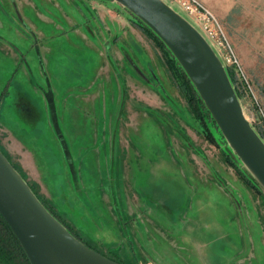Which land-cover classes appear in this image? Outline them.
<instances>
[{"label":"rangeland","instance_id":"1","mask_svg":"<svg viewBox=\"0 0 264 264\" xmlns=\"http://www.w3.org/2000/svg\"><path fill=\"white\" fill-rule=\"evenodd\" d=\"M202 1L264 139V0ZM172 54L116 0H0V148L72 232L125 264H264V189ZM93 183L112 226L70 206Z\"/></svg>","mask_w":264,"mask_h":264},{"label":"water","instance_id":"2","mask_svg":"<svg viewBox=\"0 0 264 264\" xmlns=\"http://www.w3.org/2000/svg\"><path fill=\"white\" fill-rule=\"evenodd\" d=\"M116 2L163 40L183 66L230 149L264 189V139L247 119L216 49L166 0ZM33 191L0 149V214L30 264H124L75 237Z\"/></svg>","mask_w":264,"mask_h":264},{"label":"built area","instance_id":"3","mask_svg":"<svg viewBox=\"0 0 264 264\" xmlns=\"http://www.w3.org/2000/svg\"><path fill=\"white\" fill-rule=\"evenodd\" d=\"M178 10L187 13L188 20L195 25V28L208 39L212 48L224 62L240 65L233 48L225 35L223 24L220 22L215 12L211 10L202 0H174ZM221 51V54L219 53Z\"/></svg>","mask_w":264,"mask_h":264},{"label":"trees","instance_id":"4","mask_svg":"<svg viewBox=\"0 0 264 264\" xmlns=\"http://www.w3.org/2000/svg\"><path fill=\"white\" fill-rule=\"evenodd\" d=\"M163 42V40H162ZM229 74V73H228ZM231 75L232 77V74H229ZM231 77H230V80H231ZM194 88V87H193ZM199 100L201 101L200 97H199ZM205 110L207 111V113H209L208 109L206 107H204ZM213 120V119H212ZM214 121V120H213ZM259 135L260 132H258ZM1 149V148H0ZM5 155V154H4ZM6 156V155H5ZM8 158V156H6ZM9 159V158H8ZM10 160V159H9ZM227 161L232 165V166H235L236 169H237V172H242L241 170V167L238 165V163L233 160V159H230L228 158ZM13 163V162H12ZM14 164V163H13ZM14 167L16 168L15 164H14ZM16 170L18 171V169L16 168ZM19 172V171H18ZM20 173V172H19ZM20 175H23L22 173H20ZM24 178H26L25 175H23ZM29 183V182H28ZM30 187H32L31 185H29ZM32 189L34 190L33 192H35V189L32 187ZM36 195L39 197L40 200H42V197L36 193ZM44 203V206L51 212L53 213L54 215H56L57 219L64 225L65 222L61 219L60 217H58L57 213L53 212L50 207H47L46 203L44 200H42ZM68 228L69 226L66 225ZM71 228H69L70 230ZM71 231V230H70ZM71 233L76 237L82 239L85 244L87 246H91L93 247L94 249L98 250L95 246L91 245V244H88L87 241H85L84 238H81V236H79L77 233H74L71 231ZM20 242L18 241L17 237L15 236V234L13 233L12 231V228H10L8 226V224L5 222V219L3 217V215L0 214V261L3 263V264H30L28 258H27V254L23 251V249L21 248L20 246ZM99 252H101L102 254H105L109 257H111V259L115 260V261H119L121 263H124L121 258H119L118 256H111V255H108L106 254V252H102L100 250H98ZM125 264V263H124Z\"/></svg>","mask_w":264,"mask_h":264},{"label":"crops","instance_id":"5","mask_svg":"<svg viewBox=\"0 0 264 264\" xmlns=\"http://www.w3.org/2000/svg\"><path fill=\"white\" fill-rule=\"evenodd\" d=\"M101 168L102 167L100 166V169ZM78 171H80V170H78ZM97 173H98V176L100 175L99 174V171H97L96 172V177H97ZM96 179L98 181V178H96ZM96 179L94 178L93 179V182L97 183L96 182ZM55 182H56V180H55ZM87 183H88V181H87ZM95 183H93V184H95ZM91 186L92 185H89L87 187H83V185L82 186H79V185L74 186V188L71 189L72 190L71 193H70L71 196L69 195V198L71 199L70 206H76V207H78L81 204H83L84 202L87 203L88 200H90L89 201L90 203H88V204L85 203L83 205H86L85 207H87V208H88V206H91L93 208H97L98 211L99 212L101 211V213H102V215H101L102 220L100 221V223L103 224L104 227H106L105 225L106 224L108 225V223L111 224V226H112L113 225L112 223H115L116 221H115L114 216H113L114 212L110 208V205H109V202H108L109 200L108 199L106 200V198H104V194L102 193V191H99L98 189H97L98 191H96V187H97L96 184L93 186L92 190L90 189ZM57 188H59V187H57ZM59 191H60V198H61V196L63 197V195H66L67 194V193H65V187H63V186H61L59 188ZM88 210H89V212H92V211H90V209H88ZM91 215H92V218L90 217L88 219V222L89 221L90 222L92 221V223L97 224L96 221H98V220L94 219V217H95L94 215L95 214L92 213ZM108 227H110V226H108ZM125 241H126V239H125ZM125 241H121L120 242V245L123 244V246L126 247L127 242H125ZM210 249H212V248H209L208 247V250H210ZM205 250H207V249H205ZM149 264H152V263H149ZM158 264H160V262Z\"/></svg>","mask_w":264,"mask_h":264},{"label":"flooded vegetation","instance_id":"6","mask_svg":"<svg viewBox=\"0 0 264 264\" xmlns=\"http://www.w3.org/2000/svg\"><path fill=\"white\" fill-rule=\"evenodd\" d=\"M1 262V261H0ZM2 263V262H1ZM3 264V263H2Z\"/></svg>","mask_w":264,"mask_h":264}]
</instances>
